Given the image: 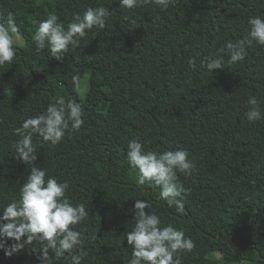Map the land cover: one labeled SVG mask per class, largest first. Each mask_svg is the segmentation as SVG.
Returning a JSON list of instances; mask_svg holds the SVG:
<instances>
[{"label": "trees", "instance_id": "16d2710c", "mask_svg": "<svg viewBox=\"0 0 264 264\" xmlns=\"http://www.w3.org/2000/svg\"><path fill=\"white\" fill-rule=\"evenodd\" d=\"M89 6L109 10L106 28L86 32L62 61L47 47L36 51L33 35L48 15L67 29ZM9 12L24 44L14 43L13 62L0 66V208L19 199L32 167L17 158L15 130L63 96L81 105L84 123L55 146L34 135V163L67 180L66 195L85 204L89 216L75 226L85 241L76 250L87 254L82 264H128L136 199L151 204L145 211L155 212L162 227L183 229L195 242L181 253L182 264H264V119L246 118L250 96L264 110V45L246 48L235 64L201 66L206 57L228 60L227 43L247 35L250 17H264V0H176L166 10L121 8L119 0H0V22ZM87 73L90 89L81 97L77 86ZM130 140L145 151L189 152L192 175L177 173L189 190L184 213L160 199L158 186L136 184ZM0 264L40 261L26 247L11 257L0 249ZM53 264L67 261L53 257Z\"/></svg>", "mask_w": 264, "mask_h": 264}, {"label": "clouds", "instance_id": "9594fccd", "mask_svg": "<svg viewBox=\"0 0 264 264\" xmlns=\"http://www.w3.org/2000/svg\"><path fill=\"white\" fill-rule=\"evenodd\" d=\"M176 0H119V6L134 9L145 4H154L167 9ZM110 12L105 7H91L80 13L73 14V20L65 29L60 18L50 14L41 21L33 35L36 51L46 47L51 57L63 60L65 53L80 44L86 32L94 28H106V19ZM5 20L0 14V21ZM247 35L235 43L228 42L226 49L229 58L225 62L222 55L206 57L201 66L209 71L219 69L224 65H232L243 61L247 55L246 48L254 43L264 45V17L253 16L248 20ZM19 29L14 14L9 12L6 22H0V66L11 64L17 55L14 49V38H18ZM221 52L225 48L220 49ZM189 65L195 69L194 60ZM71 82H79L74 75ZM250 106L246 112L247 120L256 122L264 119V110L260 100L250 96L247 100ZM83 110L74 101H65L63 96L53 98L46 111L23 120L15 130L20 139L13 144L17 158L27 165H32L24 184L19 188V199L0 208V249L5 256L11 257L20 253L26 247L37 255L40 264H53L55 259L64 258L67 264H82L84 256L76 250L85 241L82 233L75 229L84 222L89 213L84 203L74 204L66 193L70 189L67 180L48 175L46 168L41 169L34 163L37 160L33 136L37 135L44 142L55 146L61 143L65 135L79 131L83 125ZM127 160L133 169L137 170L135 182L137 185L158 186L160 199L166 201L169 208L177 213H184V199L189 194L182 184L177 182V173L191 176L195 164L189 159L186 149L168 150L163 152L145 151L139 140H130L127 145ZM47 177V178H46ZM151 204L148 201L136 199L134 204V227L126 235L128 246L132 249V258L128 264H182L181 253L191 252L195 242L185 235L183 229L172 225L161 226V218L155 212H146ZM12 243L9 245L8 240ZM34 242H39L37 247ZM50 251L53 255H50Z\"/></svg>", "mask_w": 264, "mask_h": 264}, {"label": "rangeland", "instance_id": "374dc122", "mask_svg": "<svg viewBox=\"0 0 264 264\" xmlns=\"http://www.w3.org/2000/svg\"><path fill=\"white\" fill-rule=\"evenodd\" d=\"M14 43L18 45H23L24 40L23 38L18 34V38H14ZM90 75L87 73L82 78L79 86H77V91L80 94L81 97H85L90 89ZM212 256H218L217 253H213Z\"/></svg>", "mask_w": 264, "mask_h": 264}]
</instances>
